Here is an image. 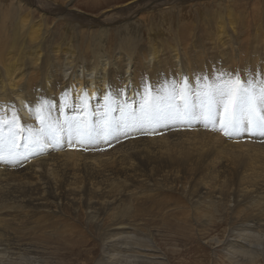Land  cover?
<instances>
[{
    "label": "bare ground",
    "instance_id": "1",
    "mask_svg": "<svg viewBox=\"0 0 264 264\" xmlns=\"http://www.w3.org/2000/svg\"><path fill=\"white\" fill-rule=\"evenodd\" d=\"M25 4L23 2V5ZM21 5L22 1L19 0V6ZM133 14L136 16L137 13ZM13 17L8 24L7 44H3L0 39V119L10 120L15 113L20 118L21 126L30 131L16 133L15 140L20 144L17 151L22 155L7 162L6 155L12 150V138L9 136L8 126L0 128V156H3L0 164L8 165L6 168L5 165H0V182H6V185L11 186L9 192H13L16 186L20 187L22 192L19 201L37 211L47 210L49 208L47 205L53 200L67 199L79 205L82 203L88 213H99L101 216L102 208L103 213L108 214V210H111L115 203L119 216L118 213L113 214L115 211H109L113 218L116 217L106 229L108 233L103 234L105 260L111 264L122 263V257H125V260L131 257L127 251L134 242L133 235H130L133 230L125 219L129 220L130 212L128 213L127 209L121 211L122 206L119 207L120 203H116L129 195L130 186L158 181L157 176L178 177L177 173L182 174L185 169L184 173L193 181L191 193H204L205 198L216 192L223 195L220 189L208 182L214 180L218 174H223L228 160H217L222 158L221 150L229 147L233 153L228 155L233 159L231 164L234 166L233 170L236 169L237 178L241 174V178H247L254 184L257 181L259 183L258 188L244 190L243 194L238 193V197H242L238 204L247 206L249 202L250 205L254 202L251 196L253 190L264 186V180L260 179L264 178V153H261V149H255L256 144L252 141V135L256 136L260 132L259 129L248 134V124L242 122L241 128L247 127L246 131L242 130L239 134L228 136L223 133V137L221 134L215 137L199 133L195 129L194 137L200 134L199 137L207 140L200 143L208 146L209 142L213 145L204 152L199 143H193L192 140L187 144L194 147L199 145L198 148L186 147L184 141H177L181 139L182 133H185L183 136H186V139L188 136L191 137V133L179 129L182 122H177L172 129L170 125L166 127L170 129L169 132L163 133V137L161 135L157 141L153 137H147L146 132L148 129L152 130L149 128L152 124L145 119L144 108L146 101L151 102L153 106L151 122L160 117L166 120L170 115L174 116L173 114L187 112L190 109L195 110V113L191 112L192 118L195 119L196 110L202 107H197L194 102L204 105L202 93L208 86L225 87L226 82L233 79L232 73L239 70L232 72L229 65L234 62L233 60L237 61L234 62L235 66L245 62L247 55L251 59L254 58L253 62L261 67L258 68L256 64L253 69L250 65L244 69V72L247 70L258 92L261 78L257 73L264 71V35L261 39L253 38V41L245 42V49L244 43L240 41L239 48L235 44L236 41L239 42L236 39L238 35L235 33L236 24L230 22L225 27L222 23L214 22V27L210 24L211 29L207 32L205 29L204 36L199 37L200 43L205 48L208 44L207 50L210 48L209 51L203 49L202 57L199 58L197 54L190 53L187 44L184 48L178 43L168 44V47L164 48L162 44L150 39L148 51L146 53L142 51V55H138V38L133 33L118 35L115 52H106L103 35L106 30H101L99 37L95 38V44L91 43L90 50L85 52L81 50L76 39L72 40L75 43L73 45L65 38L60 41L54 38V34L42 31V21L45 20L43 15L36 22L27 15L15 12ZM80 21L73 17L66 18L69 33L70 30L73 34L76 33ZM124 23L130 28L133 22ZM262 25L264 31V24ZM23 31L25 37L20 38ZM196 38L194 41L199 40ZM28 43L31 46H28ZM147 56L151 64H147ZM171 59L180 65L175 67L176 63L172 65ZM74 60L83 66L77 68L73 64ZM203 68L204 71L201 70ZM140 71H143V79L139 78ZM174 72H177L176 81L172 83L171 80L165 79L167 73L173 78ZM180 95L185 99H176ZM111 102L113 105H110ZM37 108L41 109L39 113L36 111ZM258 109L261 110L259 107ZM222 111L217 110L219 119ZM37 115H40L47 125L43 132L41 120L37 119ZM89 116L93 117L95 122ZM189 116L183 119L189 122L192 119ZM106 117L111 119L102 121V118ZM180 117L185 116H177V119L183 121ZM98 118L101 119L100 123L97 122ZM209 118L212 120L213 117ZM70 131H79L76 136L81 139L78 141L80 145L73 147L74 150L70 148L69 135L65 136ZM79 134L83 137L81 138ZM109 134H112L109 141L103 142L102 140ZM244 136L246 137L243 139ZM237 137L242 139L230 141ZM217 140L219 144L215 143ZM100 141L107 145L106 148L97 143ZM261 141L264 146V140ZM166 142L170 145L165 146ZM172 168L175 171L171 170ZM226 194L223 196L226 197ZM119 195L122 196L121 199ZM10 199L16 201L14 195ZM2 205L0 200V228L7 233V229L2 227L6 222L2 215H5L8 209L1 208ZM13 238V235L7 236L6 248L12 244L8 241L15 242Z\"/></svg>",
    "mask_w": 264,
    "mask_h": 264
},
{
    "label": "rangeland",
    "instance_id": "2",
    "mask_svg": "<svg viewBox=\"0 0 264 264\" xmlns=\"http://www.w3.org/2000/svg\"><path fill=\"white\" fill-rule=\"evenodd\" d=\"M21 1L22 5L19 6V0H0V39H2L3 44H7L8 24L14 18V12L27 15L29 18H33L34 22L39 21L43 15L45 20L42 21V31L54 34V38L60 41L65 38L73 45L75 43L72 40L76 39L82 48L81 50L85 52L90 50L91 43L95 44V38L99 37L101 30L107 31L103 34L106 41V52H115L118 35L133 33L138 38V55H142V51L145 53L148 51V40L150 39L162 44L164 48H167L168 44L176 45L177 43L183 45L184 48L187 44V49L191 50L190 53L197 54L199 58L202 57L203 49L210 50V48L207 50L208 44L205 45V48L200 43L199 37L204 36L205 29L206 32L211 29L210 24L214 27V22L222 23L225 27L230 22L236 24L235 30L237 31L235 33L239 35L236 37L239 42L236 41L235 44L239 48L241 46L240 41L244 43L243 48L245 49V42L253 41L255 38L261 39L264 35L261 28L264 24V0ZM23 2L26 4L23 5ZM133 12L137 13L136 16ZM65 17H73L77 21L81 20L80 24H77L79 27L76 29V33L73 34L71 30L69 33ZM129 21L133 22L130 28L126 27V23H124ZM120 25L122 27H119ZM123 32L126 33L122 34ZM227 32L231 33L228 30ZM23 37H25V31L20 38ZM195 37L199 40L194 41ZM28 46L31 44L28 43ZM247 56L245 60L247 64L243 62L235 66L236 60H233L232 65H229L232 72L239 69L238 72L232 73L233 79L238 73L240 79L247 82L250 77L247 70L244 72V69H247L249 65L254 68L256 64L258 68H261L258 63L253 62L254 58L251 59L250 56ZM146 61H148L147 64H151L148 56ZM170 63L172 65L176 63L175 67L180 65V63L173 62L172 59ZM73 64L79 69L83 66L76 60L73 61ZM201 70L204 71V68ZM140 72L139 78L143 79V71ZM172 74L173 78L167 73L165 79L171 80L173 83L177 79V72ZM194 104L197 107H202L196 110L195 119L191 116V112L195 113L194 109L188 110L185 117H180V119H186L190 115L192 119L189 122L184 119L183 121L177 119V116H180L177 114L168 116L166 120L160 117V119L149 123L152 124L149 127L152 130L148 129L146 136L153 137L157 141L161 135L163 137V133L169 132L170 129H166V127L170 125L172 129L177 122H182L179 129L188 131L186 133H191L190 136L193 138L188 136L186 139V136H183L185 133L180 132L182 136H180L181 139L179 138L180 141L177 140L178 142L184 141L186 147L191 146L193 148V145L187 144L192 140L193 143H199L204 152L213 147L209 142L207 143L208 146L200 143L202 140L205 142L207 140L199 137L200 134L197 135L198 137H194L193 130L196 129L199 133L203 132L215 137H219L221 134L223 137L224 131L221 129L217 114V110H223L222 104L217 103L215 105L213 116L208 115L203 103L194 102ZM110 105H113V102ZM209 116L213 117L212 120ZM261 116H264V112L257 109V118ZM89 117L93 120V117ZM108 119L111 118H102V121ZM99 121L101 122V119L98 118L97 122L100 123ZM93 122L95 121L93 120ZM243 122L248 124L246 119ZM256 129L258 128L255 126L251 129L248 128L247 133L252 134ZM78 132L70 131L65 134L67 137L69 135L68 138L71 141L69 144L72 150H74L73 147H77L76 145H80L78 141L81 139L78 135L76 136ZM111 135L109 134L102 141H109ZM79 136L83 137L81 134ZM246 136L249 137V135ZM246 136L242 138L244 139ZM252 136V141L256 145L258 144L255 145V149H261L263 154L264 146L261 140H264V134L260 131L256 136ZM242 138L228 139L240 141ZM228 139L225 140L228 141ZM103 142L97 143L101 144L103 148L107 146L103 145ZM168 142L164 143L165 146L170 145ZM215 143L219 144V140ZM199 145H195L194 148H198ZM220 153H222V158L217 161L228 160L225 167L227 169L224 168L223 174H218L214 180H209L208 183L220 189L224 194L227 193L226 197L223 196L224 194H217V192L206 198L204 193H191L193 181L188 174L184 173L185 169L182 174L177 173L178 177L165 175L166 178H159L157 176L158 181H149L146 185L137 183L130 186V189L128 188L130 193L123 197V200L121 199L122 196L119 195L121 202L117 201L116 203H120L119 207L122 206L121 211L124 209V212L127 209V212H130L129 220H127L128 218L125 219L130 223L131 230H133H130V235H133L132 240L134 242L130 244V250L127 249L129 250L127 251L128 255L131 256L127 258L128 262H126L125 257H122V263L116 262L115 264H264V186L253 190L251 196L254 202L251 205L250 202L247 206L238 204L242 201V197H238V193L243 194L244 190L258 188L259 183L258 181V184L249 182L247 178H241V174L237 178L236 169L233 170L234 166L231 164L233 159H230L228 155L233 153L229 147H225ZM9 160V154H7L6 161L9 162ZM183 161L185 162V159ZM3 165H5L4 168L8 166L2 163L1 166ZM171 170L175 171L174 168ZM93 176L95 179V175ZM260 179L264 180V178ZM5 183L0 182V200L3 203L1 208L8 209V212L2 215L6 220L5 226L2 227L7 229V233L3 231V228H0V248L3 247L0 249V264H111L105 260L103 234L108 233L106 229L110 227L116 217L113 218L109 211H115L113 214L118 213L115 203L112 205V209L108 210V214H106L107 212L103 213L104 209L102 208V216L94 212L90 214L91 212L88 213L81 205L82 203L79 205L67 199L53 200L47 205L51 209L46 207L47 210L36 211L26 203L19 201L22 192L20 187L16 186L13 192H9L11 186ZM12 195L16 201L10 199ZM218 196L219 199H217ZM214 200L217 202L215 203ZM98 221L101 223H97ZM12 235L15 242L8 241L12 244L6 248L5 240L7 236ZM132 247H135L134 250H131ZM123 248L125 247L123 246Z\"/></svg>",
    "mask_w": 264,
    "mask_h": 264
},
{
    "label": "snow or ice",
    "instance_id": "3",
    "mask_svg": "<svg viewBox=\"0 0 264 264\" xmlns=\"http://www.w3.org/2000/svg\"><path fill=\"white\" fill-rule=\"evenodd\" d=\"M257 74L261 77V87L258 93L255 90L256 85H254L251 80L247 82L242 81L238 73L234 79H230L226 82L225 87L208 86V88L203 91L202 97L208 115L211 116L213 114V109L217 103L222 104L223 111L220 116V125L226 136L239 134V131L246 130L241 128V124L245 119L247 120L249 129L255 126L264 134V116L257 118L258 107L264 112V71H259ZM176 99L184 100L185 98L183 95H180L176 97ZM36 111L39 113L41 109L37 108ZM152 114L153 106L151 102L146 101L144 108L145 119L151 122ZM176 114L185 116L187 113L183 112ZM37 119L41 120V132L45 131L47 127L45 121L40 115H37ZM3 126H8L9 136L12 138V150L9 153V158L10 160H15L22 155L17 151L20 144L15 140L16 133L18 131L25 132L30 130H26L21 126L20 118L16 116L15 113H13L10 120L0 119V128ZM29 139H31V137H29ZM0 160H3V156H0Z\"/></svg>",
    "mask_w": 264,
    "mask_h": 264
}]
</instances>
